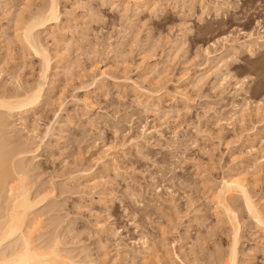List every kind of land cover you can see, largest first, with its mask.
<instances>
[{
  "label": "rangeland",
  "instance_id": "rangeland-1",
  "mask_svg": "<svg viewBox=\"0 0 264 264\" xmlns=\"http://www.w3.org/2000/svg\"><path fill=\"white\" fill-rule=\"evenodd\" d=\"M202 1L58 0L59 20L34 31L51 68L13 134L37 149L27 162L40 240L57 235L79 264L225 263L221 183L242 178L264 206V0ZM47 4L0 0V91L39 82L21 32ZM217 55L220 77L207 68ZM230 195L237 264H264V231Z\"/></svg>",
  "mask_w": 264,
  "mask_h": 264
},
{
  "label": "bare ground",
  "instance_id": "bare-ground-1",
  "mask_svg": "<svg viewBox=\"0 0 264 264\" xmlns=\"http://www.w3.org/2000/svg\"><path fill=\"white\" fill-rule=\"evenodd\" d=\"M132 1H134L136 8L142 5H152L156 8L162 7L157 0ZM214 4L216 6H221L219 1H216L213 5ZM46 6L44 9L31 14L29 21L27 20L29 23L26 22V24H28L25 28H22V35L20 34L24 38L23 40L27 44V47L33 49L39 56L40 63L42 64L39 82L21 92L0 91V264L80 263L75 259L74 255L70 254L67 249L61 246L60 237L58 238L57 235L49 237L47 240H40L42 236V234H40L41 221L39 219V213H37V204L39 200L34 199V194H32V183L29 181V168L31 164H33L35 157L31 156L32 159L30 162H27V156L29 154H34V152L36 153L37 149L33 151L34 148H28L23 142L16 138L13 134L14 124L11 121L14 116H19L20 121H22L24 125H28V116L35 111L45 94V84L51 68L52 58L50 57L49 50L42 44L39 38L36 37L37 34L35 35L34 31L36 28L46 31L49 27L48 24L59 20L58 0H49V4ZM222 6L224 5L222 4ZM247 37L248 40H250L249 43L254 42L252 34L249 33ZM262 38L261 36L256 39L262 42L264 40ZM244 42L245 44L247 43V41ZM254 44H256V41ZM206 55L209 58L212 52L206 50ZM221 55L223 56V54ZM214 57L208 60L207 63H209V67L207 66V68L209 69L212 64L214 65V63H216V69L213 68L214 72L211 71V73L213 72V74L219 76V74L223 72L222 68L227 67V62L221 60L222 57H219V55ZM228 77H230V74H223L221 76L222 86L224 83H227ZM26 127L28 128V126ZM32 130L33 132H30H32V135H35L33 133L36 129L34 130L33 128ZM43 138L45 139V137ZM89 176L91 175L82 177L85 178ZM230 192L241 196L244 200L243 203L248 215L254 220L257 228L264 231V206H260L258 202L254 200L253 195L250 194L248 185L240 177H232L230 180H224L217 190L216 200L217 205L223 210L224 215H226L233 229H231L233 231V239L231 241L232 244L227 261L223 260L225 262L223 263L221 260L222 263L220 264H237L239 262L237 259L239 258L237 257L239 252L237 247L239 243V220L236 213L237 211L235 212V209H233L230 204Z\"/></svg>",
  "mask_w": 264,
  "mask_h": 264
}]
</instances>
